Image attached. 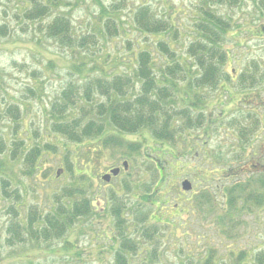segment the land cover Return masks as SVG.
Listing matches in <instances>:
<instances>
[{
  "label": "rangeland",
  "instance_id": "374dc122",
  "mask_svg": "<svg viewBox=\"0 0 264 264\" xmlns=\"http://www.w3.org/2000/svg\"><path fill=\"white\" fill-rule=\"evenodd\" d=\"M102 1L109 4V7L115 6L122 16L120 17L122 33L110 40L107 47L102 49V52L111 54L109 60L114 63L112 71H121L125 68L119 64L120 60L127 59L131 52L127 39H134L136 37L134 32L138 33L132 28L130 20L133 19L131 12L138 4L142 1L150 2L158 14L172 16L182 30L179 37L181 42L189 43L188 33L193 36L195 31L193 20L198 14L195 6L200 2V0H125L126 4L123 6L120 0ZM235 1L238 4L231 8L214 6L232 20V27L225 35L227 39L224 41L225 46L236 54L230 59L232 61L226 63V68L234 77L236 71L245 68L248 62L254 59L264 62V34L257 38L246 33L240 34L245 30L253 32L258 30L256 28L264 27V11L254 8L255 0ZM18 2L19 0H0V26L8 22L11 29L9 36L0 32V111L6 110L12 103L21 105L23 115L18 125L17 137L23 139L28 147L40 143V146L43 145V154L37 163L40 169L33 175H24L21 157L12 159L8 155L9 147L11 149L14 140L12 121L1 116L0 138L1 141L9 142L5 153L0 151V160L4 158L2 164L5 169L2 171L6 175L8 171L11 172L13 177L9 181L7 193H4L0 183V264H118L119 261L115 257L117 251L111 247L110 239H120L118 235L122 232L116 228L118 218L113 215V208L117 205L118 199H122L119 198L122 194L126 196V201L123 200L130 216L125 217L126 214L122 211L121 217L125 218L127 233H133L136 239L135 246L138 247L135 253H128L131 264H198L197 257L200 255L202 257L208 251H213L216 261L221 258L229 259L230 251L232 254L237 250L249 251L250 254L264 251V172L246 173L243 166L252 155L255 157L248 168L254 163L257 166V161L264 163V117L261 119L262 124L252 135L248 137V132L242 135L240 131L248 130L245 125L249 124V121L244 119L243 113L240 115L236 112L234 105L218 103L216 99L218 95L211 92L210 99L205 100L206 111L192 116L193 120L185 123L187 127L184 126L183 131L174 136L175 140L158 138L154 129L148 126L132 134L117 132L110 126L111 128L103 135L87 137L81 142L69 141L64 136L56 135L51 130L48 131L51 103L68 80L82 81L90 72L86 69L82 77L71 73L70 66L75 60V55L72 56L73 54L59 48L58 40L49 39L47 33L39 34L35 30L32 33H26L27 31L22 33L21 25L14 16L17 12L15 3ZM72 5L76 25L80 31L81 22L84 20L87 22L88 16L97 11L98 5L94 0H71V5L60 8V12L71 11ZM58 11L54 10L53 13L56 14ZM237 35L238 41L232 39ZM172 45L177 46L175 42ZM110 71L109 69L108 72ZM95 76L96 73H93L89 78ZM236 81L233 84L225 82L222 84L230 93L238 96L242 93L247 97V92H264L262 81L260 85L250 88H243L240 86L243 84L238 85ZM33 85L40 86L41 100L29 95L28 88ZM180 85L183 84L180 82ZM262 96L264 97V93ZM224 100L227 102V95ZM263 112L257 114L264 115ZM208 117L218 120L203 131ZM236 122L239 124L233 126ZM35 129L39 135L36 138ZM116 136L125 137L116 140L124 142L123 145H115L108 141L109 137L113 139ZM42 142L48 143L54 149L46 151L47 147ZM88 156L94 158L90 161L86 159ZM69 159L73 170L71 172L67 169ZM125 161L130 165L126 173L124 171L120 173L118 169L120 174L118 173L114 179L103 180L102 176L108 173L109 169L118 168ZM229 166L238 168L245 174L233 178L236 180L241 177L235 181L236 184L233 181L227 183L235 190L231 193V201L226 212H219L220 209L217 210L214 203H209L207 194L202 196L204 187L208 185L203 176H206L207 172L214 173ZM197 168H200V171H197ZM79 171L88 173L91 177L89 180L92 190L89 196L94 194L96 201L94 206L90 207V212L79 217L65 233L51 234L50 237H44L38 242L31 240L25 244L10 245L8 227L13 220L12 210H16L13 212H17L19 221L25 220L29 211L35 212L37 216L39 212L42 215L48 213L53 209L57 192L74 182L77 177L75 174ZM2 175L3 172L0 171V177ZM185 179L194 185L195 195L191 199L192 202L179 201L181 210H169L173 202L161 198L173 196L174 199L180 200L178 198L181 197V183ZM190 196L191 193L188 192L184 198ZM218 197L221 200L222 196ZM188 203L196 207L192 209V221L189 224L190 219L187 220V225L182 228L181 220H177L179 215L175 221L166 215L169 211L172 217L177 214L187 217ZM143 212H150V221L140 218ZM155 218L179 230L159 225L162 238L158 244L139 239L138 234H141V231L145 232L147 238L146 232L152 233L149 224L153 223ZM104 231L108 234L107 239Z\"/></svg>",
  "mask_w": 264,
  "mask_h": 264
},
{
  "label": "trees",
  "instance_id": "16d2710c",
  "mask_svg": "<svg viewBox=\"0 0 264 264\" xmlns=\"http://www.w3.org/2000/svg\"><path fill=\"white\" fill-rule=\"evenodd\" d=\"M94 1L97 3L98 9L88 16L87 22L85 20L81 22L80 31L76 25V17L73 15L74 5L70 9L71 11L60 12V8L63 9L64 6L71 5V0H19L17 4L15 3L17 12L14 16L21 25L22 33L26 31V33H32L34 30L39 34L47 33L49 39L58 40L59 48L73 54L72 56L75 55V60L70 66L71 73L82 77L86 69L90 72L88 77L82 81L68 80L51 103L48 131L51 130L56 135L64 136L69 141L81 142L87 137L103 135L111 127L117 132L132 134L142 127L148 126L154 129L158 138L175 140L174 136L182 132L184 126L187 127L185 123L192 121V116L195 117L196 113L206 111L205 100L210 99L211 92L218 95L216 99L221 104L225 103V95H228L229 98L233 97V94L223 86L222 82L233 84L237 80L236 83L243 84L240 85L243 88L254 87L260 81L264 82V62H259L256 59L248 62L245 68L236 71V77L232 76L226 68V63L236 56L232 49L225 46L224 41L227 39L225 35L232 27V20L230 16H225L214 6L231 8L238 4L235 0H200L195 6L198 12L194 17L196 19L193 20L195 31H193V36L188 33L189 43L181 42L179 37H181L182 30L172 16H167L165 13L158 14L150 2L142 1L131 12L132 28L138 33L134 32L136 33L134 39H127L131 52L127 59L120 60L119 66H125L121 71H112L114 63L109 60L111 54L102 52L110 40L117 38L122 33L121 13L115 6L109 7V4L107 5L102 0ZM239 1L242 2V0ZM120 2L123 6L126 4L125 0H120ZM254 8L264 11V0H255ZM54 10L59 11L54 14ZM256 29L258 30L253 32L245 30L240 34L246 33L253 37L264 34V27ZM10 30L8 22L1 24V34L9 36ZM238 37L237 35L232 39L238 41ZM174 42L177 46L172 45ZM117 59L115 58V60ZM109 69L110 72H108ZM93 73H96V76L89 78ZM180 82L183 84L182 86ZM28 90L31 97L41 100L40 86H29ZM237 100H239L238 105L242 106L238 112L240 115L243 113L244 119L249 121V124L245 125L248 130L240 131V134L248 132L249 137L256 128L260 127L262 120L260 115L246 103V96L241 93ZM22 115L21 105L17 103H12L6 110L0 111V119L1 116L9 118L14 131L11 149L8 145L9 142L1 141L2 138H0V151L5 153L9 147L8 155L12 159H18L20 156V163L23 160L24 164V169L21 168L22 173L29 176L40 169L37 163L43 154V145L40 146L39 143V145L28 147L23 139L17 137ZM93 116H97V118L94 119ZM217 120L208 117L207 125L203 131L209 129ZM238 124L239 122H236L233 126ZM34 131V138L39 137L38 130ZM204 133L206 134V131ZM122 138L125 139V137L116 136L111 140L109 137L108 141L121 146L124 142L116 140ZM45 146L47 147L46 151L54 149L48 143ZM254 157L255 155H252L250 160ZM92 158L94 157H86L90 161ZM3 160L4 158L0 160V171L3 172L0 183H2L4 193H7L10 186L9 181L13 176L9 171L7 175L2 171L5 169L2 164ZM250 160L246 161L243 166H248ZM67 169L70 172L73 171L70 159ZM196 170L200 171V168ZM246 170V173L251 174L262 173L264 172V163L257 161V166H254L253 169L246 167ZM194 172L197 174L196 171ZM235 173L238 175L236 177L243 175L240 173V169L229 166L211 174L207 172V175L203 176L209 181L207 187H204L202 196L207 194L209 203H214L215 208L220 209L219 212H226L231 201V193L235 190L227 183L233 181L236 184L235 181L241 178L234 180L236 177H233V174ZM75 175L77 177L74 182L57 192L53 209L48 213L42 215L39 212V216H37L35 212L29 211L26 219L19 221L17 212H13L15 209L12 210L13 220L8 227L10 245L25 244L31 240L38 242L44 237H50L51 234L65 233L66 229L72 226L79 217L90 212V207L94 206V201H96L94 194L89 196V192L92 190L91 180H89L91 177L83 171H79ZM180 192L181 197L178 198L180 200L174 199L173 196L161 198V200L170 199L173 202L169 210H181L179 201L182 203L192 202L191 199L195 195L193 192H190L189 198H184L183 190L180 189ZM219 195L222 196L221 200ZM119 198L122 199H118V206L115 204L113 215L118 218L116 228L122 232L118 235L120 239H110L112 242L110 245L117 251L115 257L119 261L118 264H131L128 253H135L138 247L135 246L136 239L133 237V233H127L128 227L125 225V218L121 217L122 211L125 212V217L130 216L127 206L124 204L126 196L122 194ZM216 199L219 201L217 202ZM188 205L187 217L180 214L172 217L169 215V211L166 216L175 221L176 216L179 215L177 220H181L183 228L187 225V220L190 219L189 224L192 221V209L196 207L192 203H188ZM149 215L150 212H143L140 218L150 221L151 215ZM156 219H153V223L149 224V230L152 233L146 232L149 239L142 231L141 234H138L140 235L139 239L159 243L162 238L159 225L166 226L167 224ZM167 226L176 231L179 230L171 225ZM103 234L107 239V232L104 231ZM229 255L231 256L229 259L221 258L216 261L213 251H208L202 257L201 255L197 257L196 263L264 264V251L250 254L249 251L237 250L233 254L230 251Z\"/></svg>",
  "mask_w": 264,
  "mask_h": 264
},
{
  "label": "flooded vegetation",
  "instance_id": "af4514ba",
  "mask_svg": "<svg viewBox=\"0 0 264 264\" xmlns=\"http://www.w3.org/2000/svg\"><path fill=\"white\" fill-rule=\"evenodd\" d=\"M263 35H261V36H256L255 38H257V37H262ZM259 85H260V83H259ZM264 92H262V93H258V92H247V97H246V103L249 105V107L250 108H253L254 109V111L256 112V113H262L263 112V110H264V97L262 96V94H263ZM228 96V95H227ZM237 97H238V95H234L233 94V97H231V98H229L228 97V100H227V102L229 101V103H227L226 101H225V103L226 104H229V105H234L233 107H235L236 108V112L237 113H239L238 112V110H240V108L242 107L241 105H238V101L239 100H237ZM241 103V102H240ZM242 104V103H241ZM260 109H261V111H260ZM254 112V113H255ZM263 114H264V112H263ZM262 123H260V125H261ZM252 162H253V160H250V164L249 165H252ZM255 166V163L253 164V166L252 167H254ZM246 167L247 166H245L244 167V169L246 170ZM251 167V168H252ZM122 171H124V168H122L121 167V171H120V173L122 172ZM246 171H248V170H246ZM119 173V174H120ZM211 173H213V171L212 172H210L209 174H211ZM240 173H242V174H245V172L244 171H241L240 170ZM236 176H238V175H236V173L235 174H233V177H236ZM113 179V177L111 178V180ZM209 180H207V182H208ZM192 184V183H191ZM189 191H191V192H193L194 193V185L192 184V189L191 190H189ZM184 192V191H183ZM185 193V192H184ZM185 195V194H184Z\"/></svg>",
  "mask_w": 264,
  "mask_h": 264
},
{
  "label": "water",
  "instance_id": "95a60500",
  "mask_svg": "<svg viewBox=\"0 0 264 264\" xmlns=\"http://www.w3.org/2000/svg\"><path fill=\"white\" fill-rule=\"evenodd\" d=\"M117 171H118V170H115V169H112V170H111V172H112L113 174H116ZM103 178H104L105 180H109L110 175H109V174L104 175ZM183 186H184L185 189H188V188L190 187V184L188 183V181H186V182H184Z\"/></svg>",
  "mask_w": 264,
  "mask_h": 264
}]
</instances>
